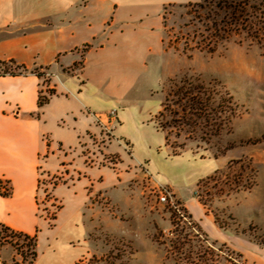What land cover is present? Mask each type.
<instances>
[{"label":"rangeland","instance_id":"obj_1","mask_svg":"<svg viewBox=\"0 0 264 264\" xmlns=\"http://www.w3.org/2000/svg\"><path fill=\"white\" fill-rule=\"evenodd\" d=\"M117 6L115 13L109 0L98 1L86 16L72 8L62 33L50 38L28 37L27 26L0 35L8 154L35 163L39 176L38 221L29 230L36 237L34 264H264V0H118ZM70 18L72 25L65 22ZM106 18L143 19L134 28L139 36L130 70L98 50L112 30H103ZM43 25L41 31L48 23ZM52 48L55 54H49ZM54 57L76 63L54 71L47 66ZM80 75L84 96L118 101L136 121L132 155L121 135L114 136L117 123L105 127L84 110L75 126L71 114L82 105L57 82ZM183 77L228 95L237 109L218 137L187 143L174 158L166 146L147 150L140 125L156 124L152 115L163 103V86ZM35 93L36 101L48 100L40 109ZM169 107L180 116L179 106ZM172 120L178 119L168 112L162 124ZM178 126L167 128L170 144ZM146 155L167 183L141 166ZM161 189L170 192L183 218L160 204ZM7 236L0 264H28L30 246ZM7 243L19 261L11 263Z\"/></svg>","mask_w":264,"mask_h":264},{"label":"crops","instance_id":"obj_2","mask_svg":"<svg viewBox=\"0 0 264 264\" xmlns=\"http://www.w3.org/2000/svg\"><path fill=\"white\" fill-rule=\"evenodd\" d=\"M98 1L102 2L103 0H0V35L4 34V32L10 27L17 26L20 28L27 26L28 37H30L31 34L33 35V33L34 36H36V34L44 33L50 38V35H53L54 33H62L64 27L61 24L63 23L64 18H66V14H68L69 10H72V8L79 9L76 11V15L86 16L87 12L90 10V6ZM109 1L112 5H115V13H117L119 9L117 6L118 0ZM142 21V18H106L102 21L103 30L106 27H109L112 30L108 31V34H106V32L104 33L105 36L100 42L98 50L102 53L108 51L111 59L115 61L116 65L118 64L120 68L122 67L121 70H127L128 68L130 70L131 68L132 58L135 57L136 46L138 43L137 37L139 36V34H136V29L134 28L138 26V24H141ZM46 22L48 23L46 27L47 29L41 31L40 27ZM65 22L72 25L73 19H65ZM89 22L90 20H88L87 23L89 24ZM116 26H119L117 30L114 29ZM117 36L120 37L119 40L113 41L112 39ZM104 39H107L106 42ZM95 40L96 38L94 37L92 41L95 42ZM76 50L77 49L74 51ZM62 51L63 50H59L57 53ZM74 51L71 50L68 55H72ZM92 51L96 50H91L87 56L92 53ZM51 53H53V48L49 54ZM87 56L84 59L82 71L86 68ZM62 62L63 61H59L54 57L51 60L47 59V66L55 71L56 69L69 68L76 63L72 62L69 65H64ZM57 83L65 87L72 96H75L72 94L75 93L77 95L75 98L79 99L80 104L82 105L79 114H71L75 126L78 125L80 117H84V110L94 113L96 116H100L116 109L118 111V126L114 127V136H117V134L121 135L118 138H121L120 140H123L130 145L131 155L133 154L134 144L132 143V139L135 140V143L138 142V139H135L130 135V129L135 127L136 129H139V126L136 124V121L133 123L131 122L130 114L127 111H124V107L120 102L113 101V103H111L109 100H100L92 96H84V89L82 88L86 86V82L81 75L73 77L63 76V79L61 78ZM34 100L36 103V93L34 95ZM161 110L162 105L152 116L156 117ZM152 118L153 117H148L147 120H152ZM7 119H9L8 116L3 113V111H0V189L5 190L6 187L3 188V186L6 185L10 190L9 197L4 198L0 196V233L1 226H3L15 233L29 237L32 235L31 233H34L29 231L31 228L30 226L31 224L33 227L37 225V215L39 214L37 199L39 192L38 170L35 163L22 164V161L10 158L7 150V128L6 126H3V123H5ZM145 122L146 121L140 125L142 128L141 134L145 138L143 144H148L146 145V148H148L147 150L158 153L160 148L165 146V136L158 129L156 124L145 125ZM133 131L135 130L133 129ZM39 156L40 155L37 154L35 159L38 160ZM141 166L146 167V171L150 176H157L159 179L158 182L162 184L167 183L166 180L161 177L158 168L152 164L147 155L142 160ZM170 188L172 189V187ZM174 198H176L175 200H177L179 204L181 203L177 196ZM182 206L184 207L183 204ZM184 209L186 208L184 207ZM4 247L12 248L13 250L11 257L9 258L11 263L19 261L16 251L9 243L4 245ZM2 264L5 263L3 262Z\"/></svg>","mask_w":264,"mask_h":264},{"label":"trees","instance_id":"obj_3","mask_svg":"<svg viewBox=\"0 0 264 264\" xmlns=\"http://www.w3.org/2000/svg\"><path fill=\"white\" fill-rule=\"evenodd\" d=\"M20 75H10V77H19ZM163 87L167 89L166 95L163 99L162 110L155 117V121L156 125L157 121L159 122V130L165 136V146L171 150V156L174 158L180 156L186 148L187 143H205L206 140L218 137L219 133L230 124L236 115L237 107L232 103L228 95H226L227 98L218 96L214 91L205 88L204 84L200 83L197 79L190 80L187 77H183L178 80H169ZM47 102L48 100H43V102L37 100L36 107L40 109ZM171 103L174 106L180 107V116L178 112H171L169 110V104ZM168 112L178 120H172L171 123L164 125L162 124V120ZM172 123H178V130L180 129V131L178 134H175L176 142L170 144L167 128ZM196 134H199V137H195ZM178 140H180V144H178ZM0 196L4 198L9 197V188L8 191L4 190L3 192L0 189ZM202 206L204 207L203 204ZM172 214L175 217L176 214L174 212ZM7 234H10L13 238H22L30 246L32 253L29 256L31 259L28 264H34L36 259V237H28L2 227L0 245L9 239ZM21 259L24 263L25 257L21 255ZM78 264L84 263L80 261Z\"/></svg>","mask_w":264,"mask_h":264},{"label":"built area","instance_id":"obj_4","mask_svg":"<svg viewBox=\"0 0 264 264\" xmlns=\"http://www.w3.org/2000/svg\"><path fill=\"white\" fill-rule=\"evenodd\" d=\"M97 121L104 125L105 127H110L113 123L118 124V111L116 109L111 110L104 116V120L99 116H96ZM158 200L160 204L167 206L172 212L178 213L181 218H183V212L180 210L179 206L174 202L173 197L167 189H161L158 192ZM181 214V215H180ZM165 236L169 237L171 235L170 231L164 232Z\"/></svg>","mask_w":264,"mask_h":264}]
</instances>
